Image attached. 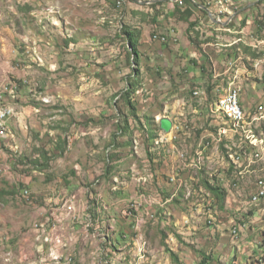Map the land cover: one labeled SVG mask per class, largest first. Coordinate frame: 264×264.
Instances as JSON below:
<instances>
[{
  "label": "rangeland",
  "instance_id": "rangeland-1",
  "mask_svg": "<svg viewBox=\"0 0 264 264\" xmlns=\"http://www.w3.org/2000/svg\"><path fill=\"white\" fill-rule=\"evenodd\" d=\"M260 104L264 0H0V264H264Z\"/></svg>",
  "mask_w": 264,
  "mask_h": 264
},
{
  "label": "built area",
  "instance_id": "built-area-1",
  "mask_svg": "<svg viewBox=\"0 0 264 264\" xmlns=\"http://www.w3.org/2000/svg\"><path fill=\"white\" fill-rule=\"evenodd\" d=\"M176 1L181 2V0H176ZM117 5H120V1H118ZM222 101H229V112L221 111ZM263 106L264 104H260L255 108V110H258L259 108ZM216 107H217V111L220 112L224 116V118L228 120V126L229 128H231V132L235 134H243V129L247 121H246V118H242V114H239L238 109L234 106V92L229 100H221V97H220L216 103ZM4 116H5V113L4 115H2V118ZM221 132H223V130ZM244 139L246 142H248L249 146L253 148V152L259 153L264 150L263 149L264 146L261 145L260 138L254 137L253 140H246V137H244ZM261 184H264V178L259 179V184H256V188L258 185H261ZM262 196H264V194H258V195H255L254 197L260 198ZM134 205H137V203H133V206Z\"/></svg>",
  "mask_w": 264,
  "mask_h": 264
},
{
  "label": "trees",
  "instance_id": "trees-1",
  "mask_svg": "<svg viewBox=\"0 0 264 264\" xmlns=\"http://www.w3.org/2000/svg\"><path fill=\"white\" fill-rule=\"evenodd\" d=\"M194 7H197L194 5ZM186 16H189V11L186 12ZM122 33L126 39L127 42V48L130 50V55L132 56L133 63H136V65L139 64L140 60V54L138 51V44H137V35L134 33V31H131L130 29L124 28L122 29ZM136 90V80L130 81L129 84H127V88L125 90L124 100L126 101V105L130 110H133L134 107L131 103V94H133ZM210 192L218 194L217 189H212L209 187ZM218 196V195H217ZM170 256L172 257L173 254L170 253Z\"/></svg>",
  "mask_w": 264,
  "mask_h": 264
},
{
  "label": "bare ground",
  "instance_id": "bare-ground-1",
  "mask_svg": "<svg viewBox=\"0 0 264 264\" xmlns=\"http://www.w3.org/2000/svg\"><path fill=\"white\" fill-rule=\"evenodd\" d=\"M233 92H234V106L238 109V111H239V114H242V118H245V116H244V112H243V109H242V107H241V105H240V101H239V96H240V91H239V89H237V88H233V89H230L229 91H227L226 92V94H225V96L223 97V98H221V100H229L230 99V97L232 96V94H233ZM194 95H197V93H194ZM264 110V106L263 107H261V108H259L258 110H257V116H255L254 118H253V120L252 121H256L257 119H259L260 118V116L262 117V114H263V111ZM221 111L222 112H229V101H222L221 102ZM258 115H259V117H258ZM262 119V118H261ZM258 121V120H257ZM251 125V124H250ZM250 125L249 124H246L245 123V126H249L250 127ZM245 126H244V128H245ZM244 130V129H243ZM249 134H251L252 133V131H251V129H249L248 131H247ZM259 182V181H258ZM259 184V183H258ZM261 186V192L259 193V194H264V184H261L260 185ZM260 189V188H259ZM257 193V192H256ZM257 195V194H256ZM263 197V196H262ZM257 198V197H256ZM255 199V198H254ZM263 199V198H262ZM257 200V199H256ZM260 201V200H259ZM135 206V205H134ZM240 232V231H239Z\"/></svg>",
  "mask_w": 264,
  "mask_h": 264
},
{
  "label": "water",
  "instance_id": "water-1",
  "mask_svg": "<svg viewBox=\"0 0 264 264\" xmlns=\"http://www.w3.org/2000/svg\"><path fill=\"white\" fill-rule=\"evenodd\" d=\"M159 124H160V129L165 132V133H168L171 131L172 129V123L166 119V118H163L159 121Z\"/></svg>",
  "mask_w": 264,
  "mask_h": 264
},
{
  "label": "crops",
  "instance_id": "crops-1",
  "mask_svg": "<svg viewBox=\"0 0 264 264\" xmlns=\"http://www.w3.org/2000/svg\"><path fill=\"white\" fill-rule=\"evenodd\" d=\"M256 185V184H255ZM176 261V258L174 259ZM155 262L151 263V264H154Z\"/></svg>",
  "mask_w": 264,
  "mask_h": 264
}]
</instances>
